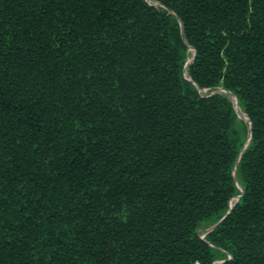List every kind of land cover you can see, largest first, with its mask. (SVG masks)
<instances>
[{
  "label": "trees",
  "instance_id": "16d2710c",
  "mask_svg": "<svg viewBox=\"0 0 264 264\" xmlns=\"http://www.w3.org/2000/svg\"><path fill=\"white\" fill-rule=\"evenodd\" d=\"M156 2L0 0V264H264V0Z\"/></svg>",
  "mask_w": 264,
  "mask_h": 264
},
{
  "label": "bare ground",
  "instance_id": "6f19581e",
  "mask_svg": "<svg viewBox=\"0 0 264 264\" xmlns=\"http://www.w3.org/2000/svg\"><path fill=\"white\" fill-rule=\"evenodd\" d=\"M184 73L186 74V70H184ZM230 97L233 100V103H234V106H235L237 114L240 115L242 118H247L246 115L244 114V111L242 112L240 110L235 96L232 94Z\"/></svg>",
  "mask_w": 264,
  "mask_h": 264
},
{
  "label": "rangeland",
  "instance_id": "374dc122",
  "mask_svg": "<svg viewBox=\"0 0 264 264\" xmlns=\"http://www.w3.org/2000/svg\"><path fill=\"white\" fill-rule=\"evenodd\" d=\"M148 3L152 4V5H158V3L156 2V0H147ZM190 51L192 52L193 50L190 48ZM191 59V56L188 57V60L189 61ZM240 116V115H239ZM204 234L203 232L201 233V235Z\"/></svg>",
  "mask_w": 264,
  "mask_h": 264
},
{
  "label": "water",
  "instance_id": "95a60500",
  "mask_svg": "<svg viewBox=\"0 0 264 264\" xmlns=\"http://www.w3.org/2000/svg\"><path fill=\"white\" fill-rule=\"evenodd\" d=\"M192 59H193V56L191 57V59H190L189 61L186 62V64L190 63V62L192 61ZM227 93H228L229 96L232 95V93H230V92H227ZM239 117H241V116H239ZM241 118H242V117H241ZM244 119H247V120H248V118H244ZM215 225H216V224H215ZM215 225H213L210 229H212ZM210 229H209V230H210Z\"/></svg>",
  "mask_w": 264,
  "mask_h": 264
}]
</instances>
